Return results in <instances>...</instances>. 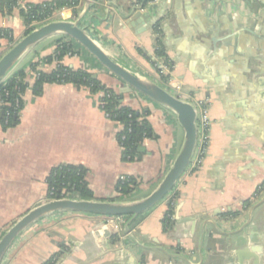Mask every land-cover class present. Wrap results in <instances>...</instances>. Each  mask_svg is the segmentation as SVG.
Returning <instances> with one entry per match:
<instances>
[{"label": "crops", "instance_id": "0c3cea01", "mask_svg": "<svg viewBox=\"0 0 264 264\" xmlns=\"http://www.w3.org/2000/svg\"><path fill=\"white\" fill-rule=\"evenodd\" d=\"M75 11L66 8L52 21L77 22L122 67L206 107V154L195 170L194 153L169 199L131 226L123 218L58 213L24 231L2 264H264V191L252 199L264 183V0H79ZM0 29L13 37L11 45L0 41L1 58L26 28L14 10L9 16L0 12ZM58 41L70 43L76 54L64 57L63 66L86 71L114 91L123 88L63 35L25 54L13 70L23 69L29 85L18 123L0 125L2 235L46 202V178L54 167H84L95 201L116 198V182L132 177L138 187L126 201H139L160 185L183 146L175 115L138 94H126L123 102L149 110L154 138L143 142V155L132 163L122 160L116 141L121 128L99 109L100 94L47 84L34 96L30 66L52 58ZM156 41L172 63L168 82L153 67L163 64L154 54ZM55 68V61L43 62L38 70L50 74ZM169 211L171 224L164 230Z\"/></svg>", "mask_w": 264, "mask_h": 264}, {"label": "trees", "instance_id": "16d2710c", "mask_svg": "<svg viewBox=\"0 0 264 264\" xmlns=\"http://www.w3.org/2000/svg\"><path fill=\"white\" fill-rule=\"evenodd\" d=\"M18 0H0V12L3 16L12 14L16 8ZM79 0H54L42 5H31L28 11H20V17L23 21L25 35L35 29V25H42L48 22V17L52 16L54 11L62 8L73 9L76 14V8ZM10 31L0 30V35L13 44V37H8ZM69 53H75L70 43L58 41L53 57H49L42 62L34 63L30 66L31 71L37 73L31 90L34 96H40L44 85H73L77 89H86L91 96L102 94L100 101L102 107L99 109L108 116V119L120 125V131L116 134V141L121 149L122 160L124 162H137L143 155V142L154 138V134L147 120L149 110L142 108L140 110L132 109L124 104L125 95H120L118 91L106 88L94 76L83 70H73L61 64L64 57ZM155 57L165 65L172 66L168 60L165 49L160 41H156ZM57 61L56 68L50 74L42 73L38 70L43 62ZM153 67L160 72V68L153 63ZM162 82H167L169 77L160 76ZM29 88L26 82V74L23 69L14 71L6 81L0 85V125L3 129L15 127L19 120V110L23 108V95ZM18 102V108L16 107ZM87 170L82 166L59 165L50 170L47 178V197L46 200L62 199L65 195H72L80 200H94L93 193L88 187L86 180ZM138 183L132 177H124L122 181L118 180L115 185L116 198L110 202L126 201L130 195L137 189ZM171 214H168L162 221L163 229L166 230L171 224ZM141 216L134 220L131 217H123L126 224L131 226L133 222L141 220ZM2 234H0V237ZM48 261L45 264H52Z\"/></svg>", "mask_w": 264, "mask_h": 264}, {"label": "water", "instance_id": "95a60500", "mask_svg": "<svg viewBox=\"0 0 264 264\" xmlns=\"http://www.w3.org/2000/svg\"><path fill=\"white\" fill-rule=\"evenodd\" d=\"M136 19L141 13H136ZM157 22V21H156ZM63 35L79 45L92 56L108 73L118 78L123 88L120 95L135 93L150 103L171 111L184 132V142L180 153L160 185L146 198L139 201H87L74 199H55L46 201L18 219L0 237V264L16 239L36 222L58 213H82L88 215L123 218L131 220L147 213L167 200L189 167L197 144V113L190 103L183 101L172 92L144 77L132 73L108 56L103 49L78 25L77 22L50 21L32 30L15 43L0 58V85L12 74L15 67L25 56L44 39L53 35ZM253 199V196H252ZM128 231V230H127ZM114 242L117 235H113Z\"/></svg>", "mask_w": 264, "mask_h": 264}, {"label": "built area", "instance_id": "2783aa9c", "mask_svg": "<svg viewBox=\"0 0 264 264\" xmlns=\"http://www.w3.org/2000/svg\"><path fill=\"white\" fill-rule=\"evenodd\" d=\"M30 6L31 5L26 3V0H18L17 1V6H16L15 9H13V11L17 10L18 12H20V11H25L26 12V11H28L30 9ZM64 9H66V8H62V9H58L57 11H54L52 13V16L47 18V20H49L48 22L52 21V18H53V16L55 14L61 13V11L64 10ZM48 22H46V23H48ZM0 30L6 31L7 29H0ZM8 37H12L11 32L8 33ZM2 40H5V39H3V35L1 34L0 35V41H2ZM5 41H7V40H5ZM72 56H76V54L75 53H73V54L69 53L68 54V57H72ZM55 64L56 65L58 64L57 61H55ZM171 69H172V66H168V65L162 64L161 67H160V72L158 74H159V76L163 75V76L169 77V73H170ZM37 76H38V74L34 73V77L36 78ZM168 81H169V79H168ZM100 95L102 97V94H100ZM174 95L178 96L180 98L178 92H177V94H174ZM1 103L2 102L0 100V104ZM16 107L18 108V102H16ZM98 107H102V103H101L100 99L98 101ZM194 107H195L196 113H197V121H196V125H197V144H196V148H195V152H194L195 156H194V160L192 162V168L196 170V169H198L201 166L203 157L206 154L207 146H208V143H209V128H210L211 122H210V119H209L208 111H207V109H206V107L204 105L197 104ZM20 111L21 110H19V113H20ZM104 115L108 119V116L106 114H104ZM123 179L124 178H120L119 180L122 181ZM262 191H264V183L260 187L257 188V191H256L255 195H253V199H257L258 194H260ZM74 198L75 197H73L72 195L68 194V195L63 196L62 199H74ZM167 199H169V198H167ZM172 204L173 203H170V205H172ZM116 219H117L118 222H120V219H122V218H116Z\"/></svg>", "mask_w": 264, "mask_h": 264}]
</instances>
